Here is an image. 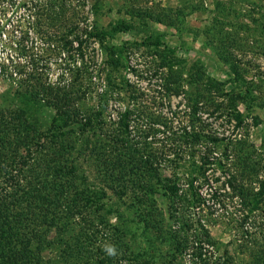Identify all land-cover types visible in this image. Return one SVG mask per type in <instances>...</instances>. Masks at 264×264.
Instances as JSON below:
<instances>
[{
    "label": "trees",
    "instance_id": "obj_1",
    "mask_svg": "<svg viewBox=\"0 0 264 264\" xmlns=\"http://www.w3.org/2000/svg\"><path fill=\"white\" fill-rule=\"evenodd\" d=\"M86 3L0 0V16L18 13L21 30L17 63L0 64L15 88V105H0V264H264V143L239 153L215 128L245 126L235 99L198 71L185 77L176 48L159 40L133 44L157 58L137 73L129 45L110 46L130 26L102 30ZM214 34L240 80V36ZM41 109L53 113L47 126L35 119ZM218 170L243 216L233 230L248 223V240L236 233L222 252L210 230L226 208ZM109 192L129 202L134 240L114 223Z\"/></svg>",
    "mask_w": 264,
    "mask_h": 264
},
{
    "label": "rangeland",
    "instance_id": "obj_2",
    "mask_svg": "<svg viewBox=\"0 0 264 264\" xmlns=\"http://www.w3.org/2000/svg\"><path fill=\"white\" fill-rule=\"evenodd\" d=\"M86 2L85 11H91L90 22H96L102 30H110L111 24L120 21L130 26L129 32L120 33L110 42V46L120 49L127 43L137 73L145 70L143 66L145 61H154L157 58L154 51L138 49L133 44L151 39L176 48L178 63L182 65L179 69L183 70L185 77L188 73L196 74L198 71L204 80L219 83L220 89L230 93L231 98L235 99L236 107L246 117V124L243 128L234 130L235 122L228 126L219 120L215 123V128L225 136L234 135L236 144L234 147L238 148L239 153L261 150L264 143V53L263 47L257 43L260 40L256 38V34L263 32L260 26L264 24V0H86ZM10 17L15 22L19 14L9 13L6 18L0 16L3 18L0 21V64L3 63L12 69L19 58L18 43L21 30L16 22L10 24L8 21ZM23 28L22 31L28 32V41L25 44L32 46L33 32L30 27L24 25ZM218 28H224L240 36L237 45L240 48V51H237L241 60L240 80L234 75L231 65L225 61L218 46L212 43V35H215ZM97 49L100 50V47L97 46ZM100 53L104 54V50ZM53 67L55 69V66ZM54 69L52 79L57 77ZM14 90V84L0 76L1 106L15 105ZM178 102L179 100H173V107H176ZM250 104H254L252 111H248ZM39 111L40 113L34 115L35 119L44 126L49 125L53 116L52 111L49 109ZM215 178L219 180L215 188L221 191L216 201L222 200L226 208L219 207V211H216L219 216L213 221L210 230L212 238L222 252L230 241H236L234 236L236 233L248 240V223H243L241 228L237 227V232L233 230L231 219L242 220L243 216L231 198L232 193L226 186L225 176L218 170L215 172ZM158 200L161 206H164V201L161 198ZM106 202L114 212L116 211L113 215L114 223H121L129 229L134 240L136 228L131 223L133 219L130 217L129 202L114 197L110 192ZM120 214L124 220L120 219Z\"/></svg>",
    "mask_w": 264,
    "mask_h": 264
},
{
    "label": "clouds",
    "instance_id": "obj_3",
    "mask_svg": "<svg viewBox=\"0 0 264 264\" xmlns=\"http://www.w3.org/2000/svg\"><path fill=\"white\" fill-rule=\"evenodd\" d=\"M104 251L105 253L110 256V257H114L117 255V249L114 245L112 244H105L104 245Z\"/></svg>",
    "mask_w": 264,
    "mask_h": 264
}]
</instances>
